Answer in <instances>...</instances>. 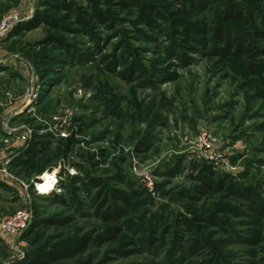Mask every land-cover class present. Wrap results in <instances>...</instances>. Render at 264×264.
<instances>
[{
  "label": "rangeland",
  "instance_id": "obj_1",
  "mask_svg": "<svg viewBox=\"0 0 264 264\" xmlns=\"http://www.w3.org/2000/svg\"><path fill=\"white\" fill-rule=\"evenodd\" d=\"M58 1L0 0V25L21 17L0 40V264H31L84 243L75 256L39 264H264V56L254 74L246 59L206 56L226 26L225 1L196 12L198 0H135L168 19L150 29L138 7L118 6L128 0H73L86 12L90 2L111 9L113 28L90 21L102 55ZM251 4L259 14L263 0ZM38 14L56 24L28 30ZM61 42L94 61L74 60ZM121 47L145 77L129 83L106 71L100 60ZM203 177L226 182L211 190ZM114 191L137 194L121 223L100 217L102 204L123 205ZM20 210L32 223L19 237L4 234L3 221ZM113 229L116 239L97 244ZM194 239L209 245L183 257Z\"/></svg>",
  "mask_w": 264,
  "mask_h": 264
},
{
  "label": "trees",
  "instance_id": "obj_2",
  "mask_svg": "<svg viewBox=\"0 0 264 264\" xmlns=\"http://www.w3.org/2000/svg\"><path fill=\"white\" fill-rule=\"evenodd\" d=\"M225 1V10L222 11V19L224 24L226 23V26H222L218 29H216L214 32V38H213V44L211 45V48L206 53V56L215 58L217 57L221 61H227L230 58H243L246 59L249 68V72L251 74H254L257 65L260 62L259 59L264 56V47L261 46V44H264V0L261 12L258 14L255 12L254 8L252 7L251 0H224ZM111 0L106 1V4L112 5ZM114 2V0H113ZM58 5H55L56 8L60 11H65L69 15H75L76 21L81 26V31L87 34L88 36H92L93 42H96L95 49L98 55L103 54L102 48H100V40L98 34H93V30L91 28V22L92 20H96L99 24L106 26L109 23H111L108 26H111L110 28H113L115 17L112 15L110 8H107L106 11L101 10L100 5L96 3L90 2V8L91 10L86 12L83 11V9H80L76 2L73 0H59ZM209 0H198L193 3H191L192 8L196 12H204V10H207V8L210 6ZM124 6L126 8L131 7H138L139 8V15L138 19L140 24H143L147 26L150 29H156L162 26V23H167L168 19L165 17V14L160 11L158 8H156L153 4L149 5L147 3L139 2L135 0H128V2H121L118 3V6ZM85 15L89 16V20L85 19ZM150 15V17H149ZM230 22L234 23H242L245 30H235L234 27L229 26ZM51 24L54 26L55 21L49 20V17L44 14H38L36 20L34 23L30 24L28 27V30L35 29L39 27L41 24ZM160 23V25L158 24ZM223 23V22H222ZM141 32V30H139ZM186 39L192 40L195 39L196 33L193 32L190 28H185L183 30V34ZM63 48L66 52L69 53V55L76 61L80 62L81 64H88L94 61L95 53L92 54H79L75 53L74 51H71L67 45H64L62 42ZM124 47V46H122ZM121 47V48H122ZM122 53H118V51L111 53L110 55H107L106 57H103L100 61L104 66L106 67V71L118 75L122 80L129 83L136 82L139 77H145L146 73L140 71V66L136 62H125V57L127 56V53H130L131 50L128 48L123 49ZM178 51V50H177ZM176 50L172 51L169 50L171 56L175 58L176 60H179L180 64L183 66H190L194 64V60L188 58L186 55H180L177 54ZM195 51V50H193ZM127 59V58H126ZM124 66L123 71H120V69ZM138 73V78H134V75ZM147 85H143L144 88ZM214 176V174H212ZM201 182L204 186L211 190H216L219 187H222V184H225L226 180L222 178V180H218V182L213 181L212 178H200ZM224 181V182H223ZM214 184V185H213ZM61 190H64V187L60 186ZM137 194L132 195H126L120 191H114L113 192V198L117 200L118 202L122 203L123 205L113 203L111 206H108L107 204H102L100 217L106 222L109 223H121L123 218L127 216L128 208L132 206V200L136 197ZM55 203L57 204H65V201H63V197L60 195H55ZM255 206V205H253ZM254 210L256 212L258 211V208L255 207ZM180 224L183 226H190V221H188L186 218L181 217L180 218ZM47 223L54 224L55 221L49 220L46 221ZM179 224V225H180ZM184 230V229H183ZM189 231V230H188ZM109 235H108V234ZM119 235V229H113L111 231L106 232V235L100 236L97 238V244L101 243L102 241L106 240H113L116 239ZM84 244L81 246H78L77 248H69L67 250H61L52 252V253H44L43 255L37 256L31 264H39L40 260H43V257L49 260L53 259H64L67 257L75 256L76 254L82 252L84 248ZM209 244H207L206 241H201L200 239H194L192 243H190L186 248H184L181 252L182 256L184 257V254H190L193 250H204L208 247Z\"/></svg>",
  "mask_w": 264,
  "mask_h": 264
},
{
  "label": "built area",
  "instance_id": "obj_3",
  "mask_svg": "<svg viewBox=\"0 0 264 264\" xmlns=\"http://www.w3.org/2000/svg\"><path fill=\"white\" fill-rule=\"evenodd\" d=\"M20 21L21 17L18 14H14L13 16H10L6 20H4L0 25V40L5 39L11 28ZM31 220V212H29L28 210H20L10 218L3 221L1 228L2 232L13 237H19L28 229V227L32 223Z\"/></svg>",
  "mask_w": 264,
  "mask_h": 264
},
{
  "label": "bare ground",
  "instance_id": "obj_4",
  "mask_svg": "<svg viewBox=\"0 0 264 264\" xmlns=\"http://www.w3.org/2000/svg\"><path fill=\"white\" fill-rule=\"evenodd\" d=\"M54 179H55L54 176H50L48 180L46 179L47 181L40 186V190H42V193L51 191Z\"/></svg>",
  "mask_w": 264,
  "mask_h": 264
}]
</instances>
